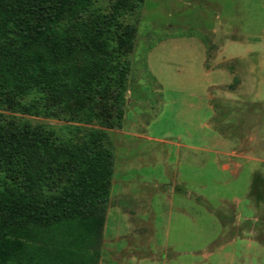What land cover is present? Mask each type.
Masks as SVG:
<instances>
[{
    "label": "rangeland",
    "instance_id": "rangeland-1",
    "mask_svg": "<svg viewBox=\"0 0 264 264\" xmlns=\"http://www.w3.org/2000/svg\"><path fill=\"white\" fill-rule=\"evenodd\" d=\"M130 61L120 128L49 120L113 154L99 264H264V0H144Z\"/></svg>",
    "mask_w": 264,
    "mask_h": 264
},
{
    "label": "trees",
    "instance_id": "trees-1",
    "mask_svg": "<svg viewBox=\"0 0 264 264\" xmlns=\"http://www.w3.org/2000/svg\"><path fill=\"white\" fill-rule=\"evenodd\" d=\"M143 2L0 0V264H99L113 154L49 120L121 127Z\"/></svg>",
    "mask_w": 264,
    "mask_h": 264
}]
</instances>
